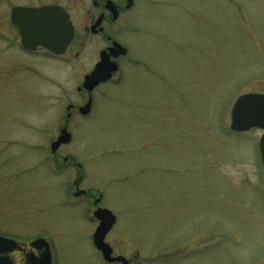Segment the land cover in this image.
I'll return each mask as SVG.
<instances>
[{
  "label": "rangeland",
  "instance_id": "374dc122",
  "mask_svg": "<svg viewBox=\"0 0 264 264\" xmlns=\"http://www.w3.org/2000/svg\"><path fill=\"white\" fill-rule=\"evenodd\" d=\"M138 2L140 34L56 164L50 145L85 60L46 56L41 68L1 36L0 5V236L42 239L58 264H104L95 209L70 195L81 177L115 218L105 242L131 264H264L260 132L229 129L237 98L264 94V0Z\"/></svg>",
  "mask_w": 264,
  "mask_h": 264
},
{
  "label": "flooded vegetation",
  "instance_id": "af4514ba",
  "mask_svg": "<svg viewBox=\"0 0 264 264\" xmlns=\"http://www.w3.org/2000/svg\"><path fill=\"white\" fill-rule=\"evenodd\" d=\"M10 2L11 3H8V0L7 2L6 0H4V2L0 0V5H6V7L9 5V7H7L6 25L11 32L9 36H1L10 39V42H13L24 56L36 58L39 65L41 64V68L44 65L46 56L53 60H64V58L71 61L80 59L85 60V66H78V70H76L78 72L77 74H82V80L80 84H78L79 86H76L74 93L80 98L76 102L70 99L67 100L66 98L69 95H65L66 104L63 107L64 114L61 116L62 125L58 132L60 133L62 129L69 131V125L76 117H87L90 115L95 100V92L101 86L114 82L121 60L127 58L128 55L127 42L130 41L127 40L126 42V38H128L129 34L135 33L138 35L141 31L139 30L140 26L134 16L135 12H137L139 2L138 0H23L22 3H12V0H10ZM16 8L30 10L33 14L37 10L48 8L55 11L54 18L57 12H63L67 17L72 32L71 40L64 53L55 55L48 52L40 45H36L33 49L25 48L23 46L24 39L27 41H36L37 36L34 35V33L35 31L39 32L40 28L39 26L25 23L23 26L27 31L28 37L23 36L20 27L13 23V10ZM15 19L24 22H28L29 20L32 21L30 18L26 17L24 20L17 15L16 17L14 16V20ZM115 45H119L124 49V54L119 55L117 58L113 57L117 54V49H113ZM102 55L108 56V63H115L117 72L114 73L109 80L99 83L92 91L88 92L82 87L84 78L94 71L96 65L101 61ZM88 103H90L88 112L83 115L81 110ZM251 131L258 132L256 129ZM259 132L261 136L263 131ZM52 156L56 164L59 159L57 153ZM70 160H72L70 156L62 158L61 167H57L56 170L61 171L68 165ZM80 184L77 185L73 183L71 185L73 188V191L70 193L71 197L75 198V194L84 192L77 198H87L93 206V202L99 197L94 198L89 191H81V189H79ZM0 250V261L9 264H58L56 249L53 246H14L11 250L10 246H3L0 247ZM96 252L101 261L107 264L103 260L100 252L97 250ZM112 256L118 257L113 254V251ZM128 264H131V262L128 261Z\"/></svg>",
  "mask_w": 264,
  "mask_h": 264
},
{
  "label": "water",
  "instance_id": "95a60500",
  "mask_svg": "<svg viewBox=\"0 0 264 264\" xmlns=\"http://www.w3.org/2000/svg\"><path fill=\"white\" fill-rule=\"evenodd\" d=\"M54 10L44 8L34 12L21 8L13 10V23L20 27L21 34L28 37L27 31L24 29L23 24L39 26L40 31H35L34 35L37 36L36 41H27L24 39L23 46L28 49H33L36 45H40L55 55H61L64 53L67 45L69 44L72 32L71 26L67 21L66 15L62 12H57L54 18ZM33 14V15H32ZM20 16L22 19L30 18L28 22L22 20H14V16ZM22 21V22H21ZM117 49V54L113 57L117 58L119 55L124 54V49L119 45H115L113 49ZM108 56L102 55L101 61L96 65L94 71L84 78L83 89L90 92L99 83H103L109 80L112 75L117 71V67L114 62L108 63ZM90 103H88L81 113L85 115L88 112ZM257 128L264 130V95L247 94L240 96L233 104L230 111V130L233 132H247L250 129ZM70 135L66 129L61 130L57 139L50 145V151L52 154L58 150L61 145H66L70 142ZM259 152L262 167L264 169V134L259 140ZM83 192L75 194V197L82 195ZM99 200L94 201V205L99 204ZM93 218L98 222L93 235L92 243L94 247L101 253L103 260L108 264H128L123 257H112V250L105 243L107 234L111 231L115 223L114 216L107 210L97 208L93 212ZM10 246V250L14 246H18L16 242L10 239L0 237V247ZM30 246H48V243L42 239H37L31 243ZM5 250V249H4ZM1 251V250H0ZM0 264H9L1 262Z\"/></svg>",
  "mask_w": 264,
  "mask_h": 264
},
{
  "label": "trees",
  "instance_id": "16d2710c",
  "mask_svg": "<svg viewBox=\"0 0 264 264\" xmlns=\"http://www.w3.org/2000/svg\"><path fill=\"white\" fill-rule=\"evenodd\" d=\"M79 180H80V178H79Z\"/></svg>",
  "mask_w": 264,
  "mask_h": 264
}]
</instances>
